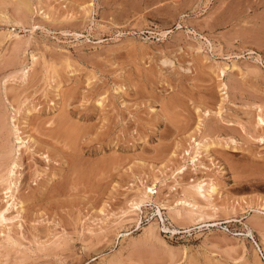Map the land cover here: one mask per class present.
I'll list each match as a JSON object with an SVG mask.
<instances>
[{
	"label": "rangeland",
	"instance_id": "obj_1",
	"mask_svg": "<svg viewBox=\"0 0 264 264\" xmlns=\"http://www.w3.org/2000/svg\"><path fill=\"white\" fill-rule=\"evenodd\" d=\"M0 2V264H264V0Z\"/></svg>",
	"mask_w": 264,
	"mask_h": 264
},
{
	"label": "bare ground",
	"instance_id": "obj_2",
	"mask_svg": "<svg viewBox=\"0 0 264 264\" xmlns=\"http://www.w3.org/2000/svg\"><path fill=\"white\" fill-rule=\"evenodd\" d=\"M1 3V2H0ZM29 8H27V9H31L30 8V6H28ZM30 11V10H29ZM33 12V11H32ZM31 12V13H32ZM46 15V14H45ZM47 16V15H46ZM260 120V122H263V119H259ZM65 133V132H64ZM56 141L57 142H59V140L58 139H56ZM212 145H213V142H206V143H199V142H196L195 143V146H196V148H195V150L193 151V155H190V152L189 151H186V155H190V161H191V164L193 165V167H196L197 166V161L199 160V154H200V149L201 148H203V150L208 154L209 153V151H210V148L212 147ZM66 146V147H65ZM62 147H64L65 149H61L60 150V152L58 153V159L62 162V165H63V168L65 169V171H66V174H65V176L67 177V176H69L72 172H71V165L68 163V161L67 160H64L65 159V156H66V154L68 155H70V153H69V151H68V148H67V145H64L63 143H62ZM66 148H67V151H66ZM221 150H223V149H221ZM220 152V151H219ZM218 152V153H219ZM223 153V152H222ZM219 154H221V152L219 153ZM32 157H35V155L33 154V153H31L30 154ZM42 156V155H41ZM46 161L48 160V157H47V155H43L42 156ZM64 158V159H63ZM18 166V163H17V161L16 160H13V161H11L10 162V164H9V168L7 169V175L8 176H14L15 175V168ZM185 169H187V167L185 166V165H183L182 166V169H180V170H178V171H183V170H185ZM71 172V173H70ZM84 174H86V173H82L80 176H84L83 177V180H84V178H85V176L86 175H84ZM69 177H67V179H68ZM78 179H80V178H78ZM86 179V178H85ZM70 181H71V185H69L70 184V181H68L69 183H67L68 184V186H66L67 187V190H73V189H76V188H78V189H83V187L85 186V184L83 185L81 182H80V184H82V185H80V184H78L77 183V181H76V184L74 183V182H72V180L73 181H75L73 178H72V180H71V178L69 179ZM81 180H82V178H81ZM82 180V181H83ZM83 182H85V181H83ZM12 185H15V182H10L9 183V185H8V188H11L12 187ZM153 189V187H147L146 188V190L144 191V192H142V195L137 199L138 201H135V202H132V203H134V205L132 206V208L133 209H139V208H141V205H143V203L145 202V201H148V200H151L152 199V195L155 193V191H153L152 190ZM209 194V195H211V194H213V193H215L216 192V186L213 184V182H211V183H209V184H206V183H202L201 181L200 182H197V183H195V184H191V185H189V186H187L186 187V194H185V199L184 200H181V202L183 203V204H191V201L190 200H195V198L197 199V197H199V196H205L207 193ZM193 205V204H192ZM255 212V211H254ZM256 213V212H255ZM257 214H259V213H257ZM256 214V215H257ZM264 214V213H263ZM255 215V214H254ZM254 215H252V216H254ZM260 216V215H259ZM256 217V216H255ZM252 218V220H255L256 221V218ZM200 218V217H199ZM253 223L254 224H257L258 222H254L253 221Z\"/></svg>",
	"mask_w": 264,
	"mask_h": 264
}]
</instances>
